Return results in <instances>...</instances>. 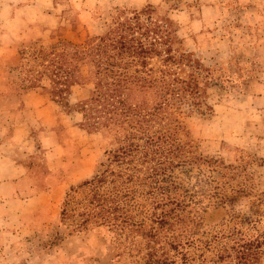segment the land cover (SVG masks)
Segmentation results:
<instances>
[{
	"label": "trees",
	"instance_id": "16d2710c",
	"mask_svg": "<svg viewBox=\"0 0 264 264\" xmlns=\"http://www.w3.org/2000/svg\"><path fill=\"white\" fill-rule=\"evenodd\" d=\"M160 7L116 8L104 32L79 43L61 37L14 49L17 81L0 74V94L11 86L19 94L39 90L67 115L78 114L77 126L115 141L102 169L64 194L59 219L72 221L68 236L126 230L140 241L117 248L140 247L143 264H264L261 216L230 217L227 230L212 234L201 224L209 206L233 203L219 190L223 179H235L238 166L200 154L183 124V116L212 112L210 69L186 50L178 24ZM85 85L92 86L89 95L71 103L72 89ZM194 168L219 176L185 186ZM78 189L88 193L74 200Z\"/></svg>",
	"mask_w": 264,
	"mask_h": 264
},
{
	"label": "rangeland",
	"instance_id": "374dc122",
	"mask_svg": "<svg viewBox=\"0 0 264 264\" xmlns=\"http://www.w3.org/2000/svg\"><path fill=\"white\" fill-rule=\"evenodd\" d=\"M147 4L161 6V12L178 24L186 50L210 69L208 94L212 112L182 117L198 143L199 153L238 166L235 179H223L219 190L233 203L227 200L215 208H206L201 214L203 228L209 234L214 229L227 230L232 224L230 217L240 220L261 216L264 220V146L253 138L254 133L248 138L250 132L246 128L242 131L239 118L232 111L264 70V0H0V74L5 82L17 81L13 64L18 56L14 49L49 44L61 37L82 42L104 32L116 8L140 9ZM204 4L222 8L204 11ZM2 46L11 48L5 51ZM91 88V85L75 86L70 102L86 98ZM3 96L9 100L7 104V100L0 101V138L1 144L10 146L1 151L22 160L24 166L32 167V158L39 168L41 186L59 183L62 198L56 203L57 216L53 221L22 235L18 241L12 242L15 234L7 233L16 232L10 222L0 219V264H143L144 252L140 247L129 253L117 248L119 242L125 247L132 243L129 247H134L140 241L138 236L126 230L115 236L106 227L68 236L72 221L61 223L59 219L60 203L69 186L91 179L102 169L104 152L114 148V139L77 126L78 114L67 115L39 90L19 94L11 86L0 99ZM5 106L7 111H3ZM236 111L241 115L239 107ZM229 122L238 126L239 133L242 131L240 142L224 139L222 129H230L226 125ZM13 126L28 127L13 132L16 130ZM47 128L55 129L58 142L38 137L40 130ZM4 161L1 167L7 165ZM217 176L209 168H194L184 184L188 187L210 184ZM87 193L78 189L73 199L83 198ZM6 210L0 205V215L10 214ZM56 234L58 242L51 244Z\"/></svg>",
	"mask_w": 264,
	"mask_h": 264
},
{
	"label": "crops",
	"instance_id": "0c3cea01",
	"mask_svg": "<svg viewBox=\"0 0 264 264\" xmlns=\"http://www.w3.org/2000/svg\"><path fill=\"white\" fill-rule=\"evenodd\" d=\"M209 8L219 9L222 7L219 5L204 4L202 10L207 11ZM2 47L5 51V48H11L10 46ZM260 75L261 78H256L254 84L250 86V90L240 97L239 104L235 106L236 109H231H234L232 111L235 112L239 118L238 126H242V131L243 128H246L250 132L248 138H251V134L254 133L253 138L264 146V70H261ZM3 93L4 92H2L0 96L3 95ZM1 100H7V104L9 98L7 99V96H3L0 101ZM237 107L241 109V115L236 111ZM3 111H7L6 106L3 108ZM229 111L231 113V110ZM225 114V116H229L227 112ZM230 115H232V113ZM226 125H229L230 129L225 131L224 128L222 129V133L225 134L224 139L228 142H240L239 135L242 134V131L239 133L238 126H234L233 122L226 123ZM13 127L16 128V130L13 129V132H20L24 131L28 126ZM17 127L20 128V130ZM255 133L258 136H256ZM38 134L41 140L48 137L50 141L58 142L54 128L42 129ZM1 139L2 138H0V164L6 160L4 162L7 163V165L3 164V167L0 166V201L1 199L3 201L0 202V205L4 208L7 207L6 211L10 212V214L7 215L2 212L0 219L5 220V222L8 220L12 225V229L16 230L15 233H13V231L7 232L11 235L15 234L12 238V242H14L18 241L22 235L28 234L35 228L41 227L44 223L53 221L56 218V203L62 198V185L58 183L54 186L47 185L46 188H44L45 186L42 187V180H39V168L35 167L32 158L30 161L32 167L24 166L22 160H16L8 156L7 153L1 151L2 148L10 146L4 142L1 144ZM249 141L251 140H246V142ZM1 159L4 160L1 162ZM0 235H2L1 232Z\"/></svg>",
	"mask_w": 264,
	"mask_h": 264
}]
</instances>
